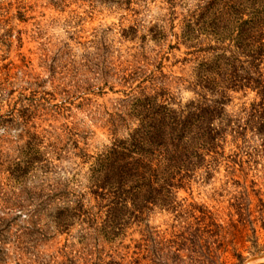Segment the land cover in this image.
Returning a JSON list of instances; mask_svg holds the SVG:
<instances>
[{
  "label": "rangeland",
  "instance_id": "obj_1",
  "mask_svg": "<svg viewBox=\"0 0 264 264\" xmlns=\"http://www.w3.org/2000/svg\"><path fill=\"white\" fill-rule=\"evenodd\" d=\"M212 7L203 0H0V229L9 230L0 264H188L187 251L180 260L174 254L179 222L159 208L148 228L132 225L108 240L91 236L93 257L78 221L67 232L52 220L72 207L67 193H85L103 155L131 142L138 117L153 104L178 110L199 99L200 76L241 34L236 9ZM256 99L252 91L230 92L225 118H244ZM231 135L224 156L235 160L244 149ZM254 138L249 133L247 150L255 160L243 154L246 163L234 173L222 161L210 179L201 171L177 191L183 210L206 207L222 225V264H264V153ZM32 150L41 162L20 184L13 171ZM48 195L46 213L38 205ZM249 214L257 252L241 223Z\"/></svg>",
  "mask_w": 264,
  "mask_h": 264
},
{
  "label": "trees",
  "instance_id": "obj_2",
  "mask_svg": "<svg viewBox=\"0 0 264 264\" xmlns=\"http://www.w3.org/2000/svg\"><path fill=\"white\" fill-rule=\"evenodd\" d=\"M206 2L212 8L223 5L236 9L234 11L242 17V22L241 34L234 41L229 38L228 45L221 48L222 58L213 63L217 65L208 66L205 75L200 76L194 87L199 99L178 110L153 104L148 114L138 117L140 125L130 136L131 142L115 145L98 161L90 173L85 193H67L74 199L68 198L74 208L56 210L52 222L58 231L68 232L78 221L83 227L82 244L92 251V257L98 254V250L89 244L92 237L98 240L100 234L108 240L110 235L116 237L132 225L145 224L148 228L149 214L159 208L174 214L182 229L173 242L174 254L179 253V260L180 252L185 250L188 264H222L219 263V251L224 245L218 240L222 225L206 207L191 205L189 210H183L177 191L189 186L201 176V171L206 179H210L222 161L231 165L228 169L234 173L237 165L243 168L246 163L244 156L248 162L253 160L254 153L247 150L251 143L247 139L249 133L252 138H258L264 153V0H203ZM244 90L254 92L257 99L244 110V118L226 119L224 108L230 100V92ZM229 131L234 142H238L237 148L244 149L235 160H227L224 156ZM260 148L254 149L260 152ZM40 162L39 152L32 150L27 158L17 163L12 175L25 185V174ZM22 165L24 168L20 167ZM50 191H54L53 188ZM87 194L91 197L86 201L91 204L92 200L95 204L85 207ZM49 198L50 195L40 201L38 206H43L42 212L48 213L51 209ZM17 209L22 211L23 206ZM243 210L244 207L240 211ZM39 214L40 211H36L33 217ZM0 222H6V219ZM241 223L244 228H250L257 252L256 220L249 214ZM4 225L2 223L0 229L2 244L7 241L3 239L5 230L9 231ZM22 236L27 237L26 234ZM3 254L4 247L0 248L1 261ZM236 257L242 259L240 255ZM100 261L98 258V263L94 264H100Z\"/></svg>",
  "mask_w": 264,
  "mask_h": 264
}]
</instances>
